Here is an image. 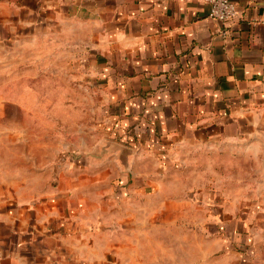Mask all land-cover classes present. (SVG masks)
Instances as JSON below:
<instances>
[{"label":"crops","instance_id":"crops-1","mask_svg":"<svg viewBox=\"0 0 264 264\" xmlns=\"http://www.w3.org/2000/svg\"><path fill=\"white\" fill-rule=\"evenodd\" d=\"M231 1L239 18L226 29L206 0H0V49L46 41L74 51L111 127L133 130L128 156L116 155L127 162L123 204L154 208L180 147L264 161V0ZM146 159L158 161L147 173L137 169ZM250 176L245 212L230 221L242 238L204 242L200 232L159 246L139 226L153 214H113L114 201L77 195L76 179L27 200L0 178V264H264V164Z\"/></svg>","mask_w":264,"mask_h":264},{"label":"rangeland","instance_id":"rangeland-1","mask_svg":"<svg viewBox=\"0 0 264 264\" xmlns=\"http://www.w3.org/2000/svg\"><path fill=\"white\" fill-rule=\"evenodd\" d=\"M75 61L72 49L46 41L0 49V178L11 180L16 194L27 200L54 192L63 180L72 185L76 179L77 195L114 201L113 214H153L154 223L139 226L151 234L155 246L168 239L195 242L193 235L200 232L204 242L217 234L242 232L238 224L235 230L230 227L235 218L240 223L249 199L241 182L264 161L232 158L226 148L212 154L209 145L202 158L196 154L201 149L187 152L180 147L169 161L172 187L154 193V208L123 204L130 195L119 188V170L127 162L116 155L128 156L131 141L122 142L121 132L111 127L105 97L84 65ZM157 166L158 161L146 159L137 169L147 173ZM252 178L253 183L259 179ZM219 196L221 204L211 202ZM121 204L125 208L117 209Z\"/></svg>","mask_w":264,"mask_h":264},{"label":"built area","instance_id":"built-area-1","mask_svg":"<svg viewBox=\"0 0 264 264\" xmlns=\"http://www.w3.org/2000/svg\"><path fill=\"white\" fill-rule=\"evenodd\" d=\"M206 2L210 5L211 19L218 21L226 29L239 18V9L231 0H206Z\"/></svg>","mask_w":264,"mask_h":264},{"label":"trees","instance_id":"trees-1","mask_svg":"<svg viewBox=\"0 0 264 264\" xmlns=\"http://www.w3.org/2000/svg\"><path fill=\"white\" fill-rule=\"evenodd\" d=\"M114 128L118 129L119 132H122V133H120V135H122L125 138V139L121 140L122 142H125V143L128 142L129 143L131 141V137H129V135L132 136V133H133L131 126H128V124L127 125L126 124H124V125L119 124L118 127L116 126ZM156 146H159V145L157 144Z\"/></svg>","mask_w":264,"mask_h":264}]
</instances>
